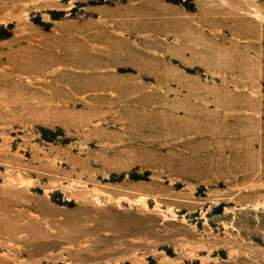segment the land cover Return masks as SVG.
I'll return each mask as SVG.
<instances>
[{
    "label": "rangeland",
    "instance_id": "374dc122",
    "mask_svg": "<svg viewBox=\"0 0 264 264\" xmlns=\"http://www.w3.org/2000/svg\"><path fill=\"white\" fill-rule=\"evenodd\" d=\"M0 264H264V0H0Z\"/></svg>",
    "mask_w": 264,
    "mask_h": 264
}]
</instances>
